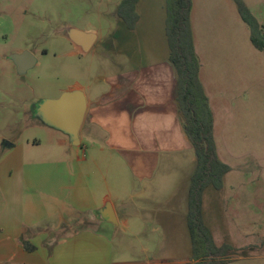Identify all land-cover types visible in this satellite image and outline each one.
<instances>
[{
    "label": "crops",
    "instance_id": "0c3cea01",
    "mask_svg": "<svg viewBox=\"0 0 264 264\" xmlns=\"http://www.w3.org/2000/svg\"><path fill=\"white\" fill-rule=\"evenodd\" d=\"M139 4L132 31L142 19ZM163 18L167 55L130 57L123 71L101 77L106 90L80 85L70 89H82L87 99L81 144L72 147L56 131L62 135L59 146L69 144L78 152L88 142L94 148L91 154H37L14 139L0 143V264L195 263L187 218L197 158L178 112L166 9ZM191 25L205 89L204 77L214 72L203 69L192 11ZM100 141L102 146L97 145ZM117 164L125 165L128 178L122 169L117 171ZM218 192L209 187L203 199L204 222L212 234L209 219L217 217ZM105 206L116 225L102 216ZM119 235L164 243L156 257L143 245L146 257L137 260L125 248L116 250Z\"/></svg>",
    "mask_w": 264,
    "mask_h": 264
},
{
    "label": "rangeland",
    "instance_id": "374dc122",
    "mask_svg": "<svg viewBox=\"0 0 264 264\" xmlns=\"http://www.w3.org/2000/svg\"><path fill=\"white\" fill-rule=\"evenodd\" d=\"M243 1L264 27V0ZM121 2L0 0V143L14 139L37 154L82 157L94 151L88 142L78 152L70 143L60 147L62 135L36 117V108L41 100L57 99L76 85L106 90L109 86L101 77L123 71L132 56L167 55L166 0H141L142 19L135 31L119 19ZM193 4L203 69L214 72L203 82L214 117L217 152L231 167L216 196L217 217L212 214L209 223L216 245L231 248L222 264H264V55L252 46L249 28L233 0H193ZM66 27L98 34L90 53L78 52L64 35ZM20 51L37 60L25 75L11 60ZM116 169L128 178L125 165L117 164ZM163 243L160 238L119 235L115 248H125L129 258L139 260L146 257L143 245L156 257Z\"/></svg>",
    "mask_w": 264,
    "mask_h": 264
},
{
    "label": "trees",
    "instance_id": "16d2710c",
    "mask_svg": "<svg viewBox=\"0 0 264 264\" xmlns=\"http://www.w3.org/2000/svg\"><path fill=\"white\" fill-rule=\"evenodd\" d=\"M238 14L250 31L252 45L264 55V27L253 16L243 0H233ZM140 0H122L118 16L129 31L134 30L139 16ZM166 39L169 59L178 81L177 106L184 130L197 158L191 180L188 227L194 264H222L229 246L218 247L204 222L203 199L207 188H224V178L231 167L218 156L214 136V117L209 98L200 81V59L195 50L191 25L192 0H166ZM212 258L209 260V258ZM220 259V260H218Z\"/></svg>",
    "mask_w": 264,
    "mask_h": 264
},
{
    "label": "water",
    "instance_id": "95a60500",
    "mask_svg": "<svg viewBox=\"0 0 264 264\" xmlns=\"http://www.w3.org/2000/svg\"><path fill=\"white\" fill-rule=\"evenodd\" d=\"M64 35L82 55L90 53L94 47L98 34L66 27ZM20 75H25L36 64V58L28 51L11 56ZM87 112V99L82 89L65 91L57 99H44L36 108V117L42 123L68 137L73 147L81 144L80 130ZM11 144H6V146ZM102 216L112 224L116 225V219L109 206H105Z\"/></svg>",
    "mask_w": 264,
    "mask_h": 264
}]
</instances>
